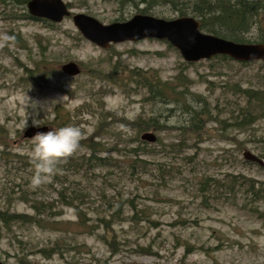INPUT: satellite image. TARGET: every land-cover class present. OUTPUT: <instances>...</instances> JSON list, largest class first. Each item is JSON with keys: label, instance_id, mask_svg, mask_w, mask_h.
<instances>
[{"label": "rangeland", "instance_id": "1", "mask_svg": "<svg viewBox=\"0 0 264 264\" xmlns=\"http://www.w3.org/2000/svg\"><path fill=\"white\" fill-rule=\"evenodd\" d=\"M62 1L71 14L58 24L37 19L7 20L0 7V140L6 141L13 153L28 154L35 138H21L27 128L46 126L54 120L56 108L76 115L72 125L81 129V139L92 136L105 148L106 152L99 155L114 161L95 171L90 181L79 177L75 180L81 181L94 200L99 199V189L104 188L105 195L118 192L134 198L139 209L148 208L151 218L159 223L157 228L144 229V236L130 232L128 224L117 231L119 236L133 238L131 248L149 244L157 256L137 255L130 248L112 256L96 237L84 234L71 238L67 243L70 247H60L58 253L46 256L42 251L50 248L61 233L72 231L71 223L75 221L73 210L57 205L62 208L58 220L62 224L57 228L16 224L1 232L0 263L264 264V203L253 200L244 187L229 183V175L251 180L256 187L264 183V170L242 157L248 151L264 161V113L251 106L255 119L242 128L233 126L232 118L237 116L234 104H244L238 100L237 87L264 90V63L243 64L217 57L186 63L176 49L157 40L125 42L102 50L77 31L72 23L74 14L90 16L104 25L128 20L135 14L165 20L180 15L166 0ZM260 1L264 5V0ZM5 5L8 11L14 7ZM189 6L181 8L187 9L185 16L195 19L193 3ZM13 11L19 14L21 10L15 7ZM206 18L196 20L210 24ZM253 21L244 43H260L264 11ZM4 34L21 38L22 46L15 40L3 42ZM68 62L79 67L78 75L60 71ZM36 64L45 67L50 75L29 86L23 81L25 70ZM140 74L155 75L168 83L186 104L155 107L144 103L146 90H140L141 84L135 78ZM84 103L89 104L86 110L81 108ZM199 110L207 116H198ZM105 113L110 117L107 120L103 119ZM192 115L198 116V126L189 135L184 127ZM153 116L162 126L161 132L147 130L138 134L123 122ZM144 133H153L161 144L141 141ZM136 138L139 145L149 147L151 156L146 159L150 161V176H129L127 160L122 155L129 156V149L137 147V142H132ZM3 169L0 167V209L34 216L29 203L13 194L19 191L14 170ZM50 180L47 183L51 185ZM211 186L219 187H213V197L209 194ZM53 187H44L42 192H36L41 196L31 194V198L55 200L53 189L58 187Z\"/></svg>", "mask_w": 264, "mask_h": 264}, {"label": "trees", "instance_id": "2", "mask_svg": "<svg viewBox=\"0 0 264 264\" xmlns=\"http://www.w3.org/2000/svg\"><path fill=\"white\" fill-rule=\"evenodd\" d=\"M166 1L171 4L172 9L178 11L179 17L186 15L187 9H182L181 7H190L189 3H193L192 10H194L193 13L195 17H200L205 20H207L206 17H208L211 22L209 24L208 22L205 23L204 21H200L201 31L207 30V34L239 43L247 41L244 38L245 33L248 32L251 22H254L253 18L255 16L258 17L260 12L264 11V5L260 0H234L233 2H231V0H214L215 3L208 0H194L193 2L185 0ZM27 2L28 0H0V4H2L0 5L1 11L4 12L3 15L7 20H35L27 13ZM211 3L213 4V9H211ZM5 4H10L11 7L13 5V8H20V13L17 14L14 12L13 8L9 11L6 10L5 8L7 5ZM213 11L217 14L212 15L211 13H213ZM14 37L16 44L19 43L21 44L19 46H22L21 38L18 36ZM258 42L264 43V32ZM217 58L222 61L230 60L226 57ZM24 75L26 79H23V81L31 86L50 74L45 71V67L41 68L36 64L32 69L25 70ZM135 78L138 83L141 84L140 90H146L145 99H143L144 103H150L155 107H158V105H168L170 103L186 104L174 87H171L168 83H162L155 75L149 77L140 74L135 76ZM236 92L240 93L237 94L238 100L244 101V104H234V110L237 116L232 117L234 121L233 126L242 128L251 124L255 119V113L250 109L251 106H257L259 109L258 112L260 114L264 113V90L258 91L254 89H240L237 87ZM81 108L86 110L89 108V104L87 105L84 103ZM54 112V120L46 123L50 130L65 125H72L76 118V115L68 111L59 112L58 108H56ZM197 113L199 114L198 116L202 115L203 118L207 116V114L204 115L205 112L203 110H199ZM198 116L192 115L187 126L184 127L186 134L194 132L193 128L198 126ZM108 118H110L109 115L105 113L103 119L107 120ZM206 120L214 121L210 117H207ZM205 121H202V124ZM123 122H126L133 127V129L135 128L138 134L141 131L147 130L157 132L163 130L162 126H159L156 116L147 118L137 117L132 121H126L125 119ZM98 128L100 129V127ZM103 131H105V129ZM180 133L181 135H185L182 131H180ZM132 140V142H137V147H131V149H129V156L122 155L123 159L127 160V168L130 171L129 176H137V178L140 176H150V161L146 159L151 156V153L147 152V148L149 147L145 143H140L139 145L140 140H138V138ZM155 142L159 145L161 144V139L156 137ZM0 147L2 148L0 150V167L4 168L3 170L5 172L14 170L15 181L18 180L16 188H18L19 191L13 194H17V198H19L20 201L29 203L30 208L33 209L35 214L34 216H28L25 214L11 213L9 212L10 210L5 208L0 209V234L2 231L10 229L11 226L16 224H34L42 228L47 226L57 228V226L62 224L61 221H58L62 215V208L57 207V205H59L60 207L73 210L75 221L71 223L72 231H62V236L57 237L50 248L42 251L46 256L58 253L60 247H70L71 245L69 246L67 243L71 242V238L79 234L96 237L112 256L119 254L121 251L126 250V248H130L133 250L134 254L137 255L157 256L155 252L151 251L153 247L149 244L145 246L137 245L135 248H131V245L134 243L132 242L133 238L119 236L117 231V228L122 229V225L128 224L130 232L132 231L135 234L144 236L145 233L142 232L144 229L157 228L159 223L151 218L148 213V208L139 209L134 198L126 197L118 192H115L112 196L105 195L104 188L99 189L101 191V193L98 192L99 199L94 200L91 198L90 191L81 186V181L78 182L75 180L76 177H79L90 181L96 176L95 171L108 166L114 161L111 158L107 159L99 155L106 152L105 148L102 147L100 142L93 140L92 136L80 139V147L78 150L65 160H61L57 163L56 170L50 180L52 183L51 185L47 182L39 186H33L31 184L30 178L35 169L34 165L31 163L30 153H13L9 149L8 143L1 140ZM127 147H124V149L126 148L127 150ZM229 176L231 179L229 183L233 181V184L244 187L253 200L264 203V183L256 187L251 180H240L238 177L239 175ZM221 184L222 183H218V186L221 187ZM200 185L206 186V183L200 182ZM28 186L35 190H30ZM50 186L52 188H54L53 186L58 187L57 190L53 189L56 192L55 200L51 199L50 202H48L45 201L43 197V200L31 198L32 195L34 197L41 196L36 192H42L44 187ZM213 187L215 188V186H211L213 189L211 190L212 192H208L212 197L214 193ZM215 190H219V187H216ZM30 191H33V193H30ZM204 192H202L203 195ZM189 250L190 249L186 247V252Z\"/></svg>", "mask_w": 264, "mask_h": 264}, {"label": "water", "instance_id": "3", "mask_svg": "<svg viewBox=\"0 0 264 264\" xmlns=\"http://www.w3.org/2000/svg\"><path fill=\"white\" fill-rule=\"evenodd\" d=\"M26 9L30 17L54 24L60 23L71 14L62 0H28ZM72 23L86 41L102 50L125 42L157 40L165 41L176 49L186 63H196L214 57H226L233 62L243 64L255 61L264 63V43H238L203 33L199 29L200 23L188 16L165 20L135 14L124 22L104 25L90 16L74 14ZM60 71L68 76H76L80 73L79 67L73 62L62 65ZM48 130V126L29 127L21 138L32 139L35 138L36 132ZM140 139L152 144L155 143L156 136L153 133H144ZM242 157L264 170V161L250 152H243Z\"/></svg>", "mask_w": 264, "mask_h": 264}, {"label": "clouds", "instance_id": "4", "mask_svg": "<svg viewBox=\"0 0 264 264\" xmlns=\"http://www.w3.org/2000/svg\"><path fill=\"white\" fill-rule=\"evenodd\" d=\"M14 40L12 35L2 36L3 42ZM34 136L30 158L35 170L30 181L33 186H39L51 179L58 162L78 150L82 132L78 126L65 125L45 132H36Z\"/></svg>", "mask_w": 264, "mask_h": 264}, {"label": "flooded vegetation", "instance_id": "5", "mask_svg": "<svg viewBox=\"0 0 264 264\" xmlns=\"http://www.w3.org/2000/svg\"><path fill=\"white\" fill-rule=\"evenodd\" d=\"M143 15H146V14H143ZM133 16H134V15H133ZM130 18H131V17H130ZM130 18H129V19H130ZM129 19H128V20H129ZM125 21H126V20H125ZM121 22H124V21H121Z\"/></svg>", "mask_w": 264, "mask_h": 264}]
</instances>
